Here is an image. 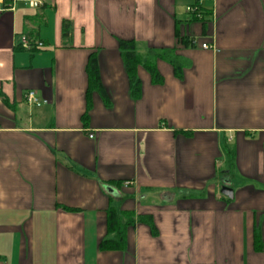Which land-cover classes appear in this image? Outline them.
<instances>
[{
    "label": "crops",
    "instance_id": "obj_1",
    "mask_svg": "<svg viewBox=\"0 0 264 264\" xmlns=\"http://www.w3.org/2000/svg\"><path fill=\"white\" fill-rule=\"evenodd\" d=\"M31 1L0 3V264H264V0ZM120 40L182 77L139 66L134 99Z\"/></svg>",
    "mask_w": 264,
    "mask_h": 264
},
{
    "label": "trees",
    "instance_id": "obj_2",
    "mask_svg": "<svg viewBox=\"0 0 264 264\" xmlns=\"http://www.w3.org/2000/svg\"><path fill=\"white\" fill-rule=\"evenodd\" d=\"M196 17V16H194ZM201 19V18H199ZM205 27V26H204ZM72 33V24L69 21H64L62 25V34L65 40L70 39ZM183 40V39H182ZM189 43V41H186ZM122 60L124 62L127 74L129 76L132 85V97L137 99L140 96V80L137 76V70L139 66H143L151 75L154 83H162L163 78L156 69V61L163 60L171 64L174 68L175 74L178 78L182 77L183 68L187 66V63L180 62L178 56L175 55L174 50H162L155 51L150 50L149 53L144 56L137 51L134 41L131 40H120L119 43ZM89 84L87 90L88 98V110L90 107V96L94 92L99 94L104 93L102 83L100 81L99 70L97 59L95 55L89 57V61L86 68ZM87 113L85 114L84 120L87 121ZM230 156V153L227 152ZM231 157V156H230ZM134 217L132 215L122 218L116 214L114 209L108 212V231L115 235L113 240L103 241L100 247L104 250H120L126 245V235L128 226L133 225ZM259 244V239H257Z\"/></svg>",
    "mask_w": 264,
    "mask_h": 264
},
{
    "label": "built area",
    "instance_id": "obj_3",
    "mask_svg": "<svg viewBox=\"0 0 264 264\" xmlns=\"http://www.w3.org/2000/svg\"><path fill=\"white\" fill-rule=\"evenodd\" d=\"M6 1H11V0H0V3H5ZM41 5H42V3L39 0L31 1L29 3V6L31 8H39ZM187 12L195 15L198 18H202L201 0H196V2L194 4H192L191 6H189L187 8ZM21 46L30 52H33L34 50H43L44 49V44L42 42L30 41L26 36H23L21 38ZM202 47L204 49H210L211 48L207 44H204ZM26 101L29 105L37 106V107L41 106L43 103H46L45 101H40L34 91H29L26 94ZM130 185H131V182H125L124 183V187H129Z\"/></svg>",
    "mask_w": 264,
    "mask_h": 264
},
{
    "label": "water",
    "instance_id": "obj_4",
    "mask_svg": "<svg viewBox=\"0 0 264 264\" xmlns=\"http://www.w3.org/2000/svg\"><path fill=\"white\" fill-rule=\"evenodd\" d=\"M221 193H222L223 195L227 196V197H230V198L233 196V192H232V190H231L230 188H228V187H223V188L221 189Z\"/></svg>",
    "mask_w": 264,
    "mask_h": 264
},
{
    "label": "rangeland",
    "instance_id": "obj_5",
    "mask_svg": "<svg viewBox=\"0 0 264 264\" xmlns=\"http://www.w3.org/2000/svg\"><path fill=\"white\" fill-rule=\"evenodd\" d=\"M148 51L147 50H143L141 53L144 55V56H146L148 53H147ZM179 58V60H180V62H185L183 59H181L180 57H178Z\"/></svg>",
    "mask_w": 264,
    "mask_h": 264
}]
</instances>
